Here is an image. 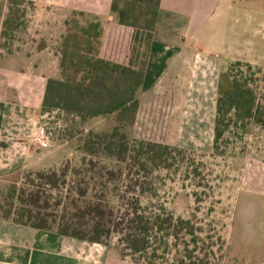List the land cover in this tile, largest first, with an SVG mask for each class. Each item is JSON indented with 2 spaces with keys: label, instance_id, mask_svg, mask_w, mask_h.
I'll use <instances>...</instances> for the list:
<instances>
[{
  "label": "trees",
  "instance_id": "1",
  "mask_svg": "<svg viewBox=\"0 0 264 264\" xmlns=\"http://www.w3.org/2000/svg\"><path fill=\"white\" fill-rule=\"evenodd\" d=\"M161 4L113 0L111 21L82 11L69 15L57 47L60 75L48 82L42 115L57 113L69 121L60 139L81 159L38 174L36 182L12 181L0 190L1 220L104 245L115 236L121 256L136 263L213 264L214 248L222 250L225 243H215L211 234L202 237L206 229L197 217L176 219L163 205L151 211L142 203L158 194L155 174L189 153L134 136ZM30 8L33 1L9 0L3 52L15 51ZM101 122L103 127L95 125ZM240 125L264 129V67L236 62L219 79L215 152L232 126ZM122 180L126 192L119 196ZM129 194L136 199H127ZM110 197L120 199L118 207Z\"/></svg>",
  "mask_w": 264,
  "mask_h": 264
},
{
  "label": "crops",
  "instance_id": "2",
  "mask_svg": "<svg viewBox=\"0 0 264 264\" xmlns=\"http://www.w3.org/2000/svg\"><path fill=\"white\" fill-rule=\"evenodd\" d=\"M104 1L105 12L69 7L67 2H38L35 18L43 16L46 21H35L32 30L41 31L12 54L0 50V190L19 171H58L73 158L71 150L64 152L54 144L48 150L37 142L48 82L60 75V58L51 45L60 44L65 21L74 11L111 21L113 0ZM58 10L60 21L55 16ZM8 11L9 0L4 5L0 1V43ZM52 16L55 21H48ZM41 32L51 38L50 45L42 40L44 50L36 37ZM236 62L264 67V0H162L135 138L212 153L219 79ZM58 153L60 157L51 161ZM0 264L128 263L110 246L0 219Z\"/></svg>",
  "mask_w": 264,
  "mask_h": 264
},
{
  "label": "rangeland",
  "instance_id": "3",
  "mask_svg": "<svg viewBox=\"0 0 264 264\" xmlns=\"http://www.w3.org/2000/svg\"><path fill=\"white\" fill-rule=\"evenodd\" d=\"M0 1L1 5L6 3V0ZM29 1L36 5L38 2L45 4L50 0ZM51 1L57 4L67 2L69 7L83 6L100 12H105L107 8L104 0ZM50 10L52 15L54 9ZM61 13L59 10L55 12L57 21H60ZM35 16V9L30 8L27 26L31 32L27 31L17 37L15 51L24 47L37 31H41L40 28L37 31L32 30L33 23L37 20L42 23L46 19ZM51 19L55 21L53 16L47 20ZM41 34L36 35L37 39H46L50 45L51 38L44 36V32ZM38 43L40 45L43 41ZM57 47L54 43L51 45L53 50ZM95 125L103 127L105 124L101 122ZM65 129H69V121L64 116L57 113L44 116L38 127L37 142L48 150L54 144L64 152H73L71 145L60 139ZM59 157L58 153L51 161ZM80 159L81 156L73 152V158L65 161L61 169L68 162L76 165ZM43 172L45 171H19L11 178L13 182L18 181L20 184L36 182L38 174ZM122 181L117 185L119 196L126 192L127 184ZM153 181L158 194L142 198L143 205L152 206L151 211H156L163 205L176 219L189 220L197 217L199 227L206 229L202 237L211 234L215 243H225L222 250L219 246L214 248L213 264H264V129L255 126H232L219 142V151L210 154L189 151L185 157H178L177 164L171 170H161L155 174ZM110 198L112 205L118 207L120 199ZM133 198L136 199V196L127 195V199ZM106 242L107 246L120 253L117 237L111 236ZM175 254L176 251H173L167 258L171 260ZM127 263L144 264L136 263L131 257L127 258Z\"/></svg>",
  "mask_w": 264,
  "mask_h": 264
}]
</instances>
